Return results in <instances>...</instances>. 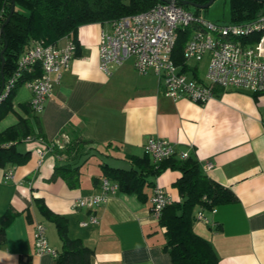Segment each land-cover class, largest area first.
<instances>
[{"label": "crops", "instance_id": "obj_1", "mask_svg": "<svg viewBox=\"0 0 264 264\" xmlns=\"http://www.w3.org/2000/svg\"><path fill=\"white\" fill-rule=\"evenodd\" d=\"M109 29L107 23L78 28L76 55L36 114L47 141L59 148L76 136L92 142L77 156L67 157L37 140H25L16 149L29 152L28 160L0 166V216L9 209L16 212L5 230L0 264H55L53 256L34 249L35 222L45 225L52 248L61 247L55 225L40 214L34 198H42L67 219L68 236L79 238L92 251L88 264H172L162 248L165 228L151 213L150 197L158 186L172 202H179L173 185L179 171L166 169L151 177L153 186L144 188L145 202L117 190L92 211L72 207L77 197L99 193L104 176L100 163L129 168L131 158L146 155L149 137L169 140L177 152L196 158L205 175L236 195L237 201L205 212L209 223L193 225L195 233L211 243L218 264H264V92L216 88L214 96L199 104L166 97L155 72L139 74L132 59L106 74L99 69L98 43ZM13 90V111L0 121V131L18 116L26 117L27 111L34 114L28 106L29 86L18 84ZM67 163L81 164L76 188L60 177L48 180L56 165ZM7 171L10 178H5ZM91 213L97 222L81 226Z\"/></svg>", "mask_w": 264, "mask_h": 264}, {"label": "trees", "instance_id": "obj_2", "mask_svg": "<svg viewBox=\"0 0 264 264\" xmlns=\"http://www.w3.org/2000/svg\"><path fill=\"white\" fill-rule=\"evenodd\" d=\"M163 0H15L14 10L1 34L3 52V74L5 78L16 68V60L31 41L41 40L44 44L57 45L64 37H72L76 45L78 28L89 23H109L122 16L148 10ZM184 0L177 4L188 9ZM205 3L208 0H189ZM11 0H0V26L9 15ZM199 11L196 8L197 13ZM264 14V0H230V21L241 22ZM191 32L190 27L179 29L172 51L173 62L181 67V71L196 77V68L185 63L182 50ZM1 48V49H2ZM0 57V69H1ZM40 71L24 73L18 84H24ZM17 84V85H18ZM1 86V75H0ZM12 90L0 103V121L13 111ZM22 105V104H21ZM25 107L26 106L22 105ZM29 106V104H28ZM30 107V106H29ZM18 116L17 121L0 131V166L7 164L21 165L29 158V152H20L16 144L25 140H37L49 147L55 154L75 157L81 148L92 142L81 137L72 138L63 148L49 142L43 131L39 117L34 114ZM130 167H113L100 163L102 174L118 184V190L127 194H135L143 202L147 200L144 188L153 186L151 177L159 175L166 169L177 170L180 177L174 182L181 197L179 202H172L163 208L158 224L165 228L166 251L172 264H218V257L211 243L193 230L196 212L202 207L210 210L221 204L237 201L236 195L227 187L209 178L202 171L199 161L187 155L184 158L171 156L158 163L146 154L143 157L130 159ZM81 164H59L53 169L48 179L53 181L62 178L71 188L80 183ZM40 214L51 221L61 240L55 264H88L91 249L83 245L79 238H71L67 234V219L52 210L42 198L33 199ZM16 215L15 211L6 210L0 216V247L5 243V230ZM29 217V214L27 213Z\"/></svg>", "mask_w": 264, "mask_h": 264}, {"label": "built area", "instance_id": "obj_3", "mask_svg": "<svg viewBox=\"0 0 264 264\" xmlns=\"http://www.w3.org/2000/svg\"><path fill=\"white\" fill-rule=\"evenodd\" d=\"M107 24L110 29L102 32L98 43L99 69L106 74L132 59L139 74H146L149 70L155 72L166 97L173 100L187 98L199 104L214 96L216 88L264 92V14L241 22L217 23L183 8L177 0H169ZM186 27H190L191 32L184 43L182 55L186 64L189 60L200 62L206 59L203 77H195L191 71H181V67L172 60L178 30ZM1 34L0 31V51ZM66 38L64 45L31 41L17 57L16 68L4 79L0 103L16 87L24 73L39 70V75L26 82L31 91L30 109L39 114L54 85L60 81L62 72L69 68L76 55L75 41L72 37ZM144 151L155 163L171 156H187L186 152H177L169 140L157 137L147 139ZM38 153H41L40 150ZM11 176V171L5 173V178ZM99 189L97 194L77 197L72 207L92 211L118 190V184L103 176ZM171 203V197L160 187L153 188L150 209L156 220L163 208ZM215 210L214 207L210 210L201 207L195 219L209 223L205 212L213 213ZM96 222V215L91 213L79 224L87 226ZM33 245L36 254H49L54 258L57 255V251L48 244L42 222L34 223Z\"/></svg>", "mask_w": 264, "mask_h": 264}, {"label": "rangeland", "instance_id": "obj_4", "mask_svg": "<svg viewBox=\"0 0 264 264\" xmlns=\"http://www.w3.org/2000/svg\"><path fill=\"white\" fill-rule=\"evenodd\" d=\"M188 10L196 12V8L188 6ZM197 14L203 18L217 23H225L230 21V0H214L206 9H199ZM189 67H197L196 73L199 77H203L206 68V59L200 62L189 60L187 62ZM48 222H46L47 224Z\"/></svg>", "mask_w": 264, "mask_h": 264}, {"label": "water", "instance_id": "obj_5", "mask_svg": "<svg viewBox=\"0 0 264 264\" xmlns=\"http://www.w3.org/2000/svg\"><path fill=\"white\" fill-rule=\"evenodd\" d=\"M163 1H169V0H163ZM214 0H208L205 3H195L189 0H184L183 3L187 4L189 6H192L194 8H198V9H206L207 7H209V5L213 2ZM14 6H15V0H11V6H10V11H9V15L5 18L4 22L1 24L0 26V31L1 33H3L4 30V25L8 22V20L10 19V16L14 10ZM3 52H4V48L1 49L0 51V57H1V69H0V75H1V86H0V92L2 91L3 88V84H4V79L5 76L3 74V64H4V59H3Z\"/></svg>", "mask_w": 264, "mask_h": 264}]
</instances>
